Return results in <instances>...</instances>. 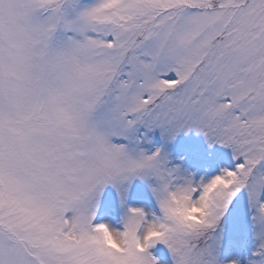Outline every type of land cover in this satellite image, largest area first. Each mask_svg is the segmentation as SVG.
Wrapping results in <instances>:
<instances>
[{"label": "snow or ice", "instance_id": "1", "mask_svg": "<svg viewBox=\"0 0 264 264\" xmlns=\"http://www.w3.org/2000/svg\"><path fill=\"white\" fill-rule=\"evenodd\" d=\"M154 130L230 163L195 180ZM242 192L264 264V0H0V264H217Z\"/></svg>", "mask_w": 264, "mask_h": 264}, {"label": "rangeland", "instance_id": "2", "mask_svg": "<svg viewBox=\"0 0 264 264\" xmlns=\"http://www.w3.org/2000/svg\"><path fill=\"white\" fill-rule=\"evenodd\" d=\"M150 135H151L150 143L142 145V147L144 149L148 150L149 153L152 150V148L154 150V149H157L158 146L163 145L162 142H154V140L156 138L160 137L159 130H154ZM179 135H181V136H179ZM179 135L176 136V138L173 141L166 143V146L168 148L174 146V144H175V146H174L175 150H173L170 153H167L168 160L171 161V162H169V166L170 167L171 166L179 167L183 171L191 174L193 176V179H195V180H199L201 177L211 176V175L215 174L216 172H218L220 168L226 166L227 164H225L221 160L222 163L219 166V169H214L211 165L207 166L201 159H198L195 155H189L187 153V151L184 150L183 148H187L190 145H192L190 147H193V148H197L196 146H198V147H201V149H200L201 152H206L205 151V148H206V150L208 152L209 151L214 152L215 155H218V154L220 155V154L225 153V156H223L224 160L226 159L227 162L231 160V153H230L229 149L223 148L220 145H212L211 147H209L205 138L202 135H200L194 131H189L186 134L181 132V134H179ZM154 144H157L158 146L154 145ZM150 145H151V147H148ZM184 145H186V146H184ZM188 157L190 158L189 160H188ZM211 157H212V154H211ZM195 162L200 164V165H204L205 169H201L200 165H195L194 164ZM137 181L138 182H136L134 184V190L130 189V191H129L128 204H129V206L145 207V210H147V208L151 207V206L145 200H143V198H149L151 196L149 194V191H147L146 188L144 187V185L139 180H137ZM105 193L108 194V196H110V197L114 196V194L110 188H106ZM134 193H136L137 195L132 196V194H134ZM134 197H136L138 199H136ZM102 200H103V197H102ZM112 203H113V207L115 204H117L115 199H113ZM255 246H254V248H255ZM217 248H219V247H217ZM148 253L154 257V254L151 251H148ZM223 253L225 254V256L223 258V261H224L223 264H231L232 261H236L237 264H248V260L250 259L246 255L243 247L235 250L229 246L223 250ZM155 259H157L158 264H166L165 262H163L159 258H155Z\"/></svg>", "mask_w": 264, "mask_h": 264}, {"label": "clouds", "instance_id": "3", "mask_svg": "<svg viewBox=\"0 0 264 264\" xmlns=\"http://www.w3.org/2000/svg\"><path fill=\"white\" fill-rule=\"evenodd\" d=\"M177 214L182 217V218H191L195 215H197L198 213L195 212V211H190L186 208L183 207V205H178L177 206ZM105 240L108 242V243H111V241L108 239L107 236H105Z\"/></svg>", "mask_w": 264, "mask_h": 264}]
</instances>
